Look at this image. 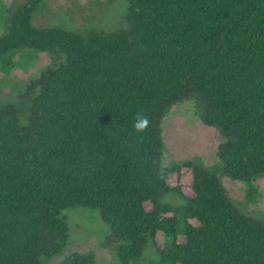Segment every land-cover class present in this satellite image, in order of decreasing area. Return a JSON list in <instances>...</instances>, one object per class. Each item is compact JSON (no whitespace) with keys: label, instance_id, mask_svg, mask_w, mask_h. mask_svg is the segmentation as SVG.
<instances>
[{"label":"trees","instance_id":"16d2710c","mask_svg":"<svg viewBox=\"0 0 264 264\" xmlns=\"http://www.w3.org/2000/svg\"><path fill=\"white\" fill-rule=\"evenodd\" d=\"M43 1L17 5L0 36V56L30 47L49 58L27 84L24 123L0 103V264L61 256V213L73 207L98 213L122 264L147 243L158 264H264V221L242 214L192 161L163 166L160 129L172 105L194 100L201 123L225 139L222 176L255 189L264 0H127L123 29L85 36L30 25ZM138 113L150 120L144 133L134 130ZM58 263L94 261L85 251Z\"/></svg>","mask_w":264,"mask_h":264},{"label":"rangeland","instance_id":"374dc122","mask_svg":"<svg viewBox=\"0 0 264 264\" xmlns=\"http://www.w3.org/2000/svg\"><path fill=\"white\" fill-rule=\"evenodd\" d=\"M26 0H0V36L8 28L9 17L17 5ZM127 0H44L31 13L30 25L37 28H59L66 32L85 36L90 31L113 32L125 27L124 13ZM49 63L45 53L30 47L18 48L0 56V103L16 106L22 123L26 116L29 94L27 84L32 83ZM30 81V82H29ZM161 142L162 165L190 160L215 176L227 199L245 216L264 221V177L256 178L250 192L245 186L221 174L217 154L225 139L212 127L201 123L194 100H184L172 105L162 117ZM181 185H187L189 177L183 172ZM169 184L174 180L170 179ZM62 216L67 224L65 249L57 258L45 260L44 264H59L67 253L90 251L94 264H122L115 255L117 243L110 238L109 228L98 213L86 207L64 210ZM157 245L163 239L155 237ZM181 240V238H179ZM125 264H158L157 254L147 243L136 259Z\"/></svg>","mask_w":264,"mask_h":264},{"label":"clouds","instance_id":"9594fccd","mask_svg":"<svg viewBox=\"0 0 264 264\" xmlns=\"http://www.w3.org/2000/svg\"><path fill=\"white\" fill-rule=\"evenodd\" d=\"M149 125L150 120L148 117L138 113L134 123V130L138 133H144L149 129Z\"/></svg>","mask_w":264,"mask_h":264}]
</instances>
